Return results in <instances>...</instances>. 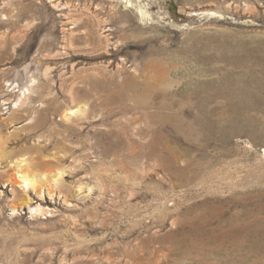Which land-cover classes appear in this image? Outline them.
Instances as JSON below:
<instances>
[{"label":"rangeland","instance_id":"374dc122","mask_svg":"<svg viewBox=\"0 0 264 264\" xmlns=\"http://www.w3.org/2000/svg\"><path fill=\"white\" fill-rule=\"evenodd\" d=\"M0 264H264V0H0Z\"/></svg>","mask_w":264,"mask_h":264},{"label":"bare ground","instance_id":"6f19581e","mask_svg":"<svg viewBox=\"0 0 264 264\" xmlns=\"http://www.w3.org/2000/svg\"><path fill=\"white\" fill-rule=\"evenodd\" d=\"M28 92H31L29 88L27 89V91L23 92V97H21L20 100L15 103L14 109H19L23 106ZM81 111V109H77L76 111L72 110L70 113L65 115L64 118H67L72 114H78ZM32 165L31 162L24 157L14 163L16 178L19 180L18 184L25 192H28L29 190H37V188H40L41 190L43 189L42 185L44 181H42L39 176L36 175V171L33 169ZM42 174L43 175L41 176L43 177L49 176L48 179H51V182L57 185L61 182L65 172L63 171V169H58L49 173Z\"/></svg>","mask_w":264,"mask_h":264}]
</instances>
